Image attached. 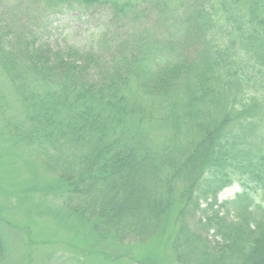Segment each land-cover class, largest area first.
<instances>
[{
    "label": "trees",
    "instance_id": "16d2710c",
    "mask_svg": "<svg viewBox=\"0 0 264 264\" xmlns=\"http://www.w3.org/2000/svg\"><path fill=\"white\" fill-rule=\"evenodd\" d=\"M74 8L106 9L104 27L52 45L47 19ZM0 68L22 108L6 128L40 146L92 235L132 264H163L157 247L264 264V0H0ZM132 118L168 122V144Z\"/></svg>",
    "mask_w": 264,
    "mask_h": 264
},
{
    "label": "rangeland",
    "instance_id": "374dc122",
    "mask_svg": "<svg viewBox=\"0 0 264 264\" xmlns=\"http://www.w3.org/2000/svg\"><path fill=\"white\" fill-rule=\"evenodd\" d=\"M95 10L74 8L53 13L47 19L48 42L89 47L92 33L104 27L108 17L106 9ZM4 114L21 116L22 108L0 68V236L7 244L2 264H132L125 255L129 247L118 252L116 246L99 240L86 223L58 205L66 182L51 170L40 146L9 133ZM131 126L148 135L145 140L153 150L165 147L172 134L171 126L163 120L141 123L140 118H132ZM239 189L237 184L225 188L219 200L234 197ZM149 253L163 264H178L169 247Z\"/></svg>",
    "mask_w": 264,
    "mask_h": 264
}]
</instances>
